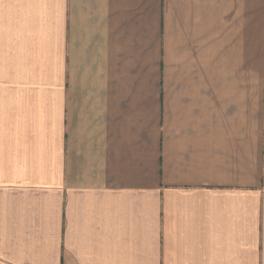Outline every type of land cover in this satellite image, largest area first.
<instances>
[{
  "label": "crops",
  "instance_id": "crops-1",
  "mask_svg": "<svg viewBox=\"0 0 264 264\" xmlns=\"http://www.w3.org/2000/svg\"><path fill=\"white\" fill-rule=\"evenodd\" d=\"M0 264H264V0H0Z\"/></svg>",
  "mask_w": 264,
  "mask_h": 264
}]
</instances>
